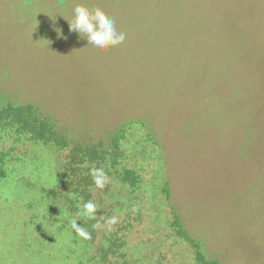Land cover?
Listing matches in <instances>:
<instances>
[{
    "label": "rangeland",
    "instance_id": "1",
    "mask_svg": "<svg viewBox=\"0 0 264 264\" xmlns=\"http://www.w3.org/2000/svg\"><path fill=\"white\" fill-rule=\"evenodd\" d=\"M122 262L264 264V0H0V264Z\"/></svg>",
    "mask_w": 264,
    "mask_h": 264
},
{
    "label": "clouds",
    "instance_id": "2",
    "mask_svg": "<svg viewBox=\"0 0 264 264\" xmlns=\"http://www.w3.org/2000/svg\"><path fill=\"white\" fill-rule=\"evenodd\" d=\"M67 20L69 31L77 33L80 38H86L87 45L94 50L103 51L109 47H117L126 39V34L117 30L115 17L109 16L99 7L90 9L84 3H76L72 8V19ZM56 31L62 35L60 29H56ZM90 174L97 189L102 190L109 183V177L103 167H93ZM97 211V204L89 200L83 203L82 208L77 213L78 218L70 220L71 228L78 236L90 239V233L82 225H78L77 221L81 218L94 220ZM116 223L117 218L113 216L108 219L107 226L110 229ZM96 226L94 225V227Z\"/></svg>",
    "mask_w": 264,
    "mask_h": 264
},
{
    "label": "trees",
    "instance_id": "3",
    "mask_svg": "<svg viewBox=\"0 0 264 264\" xmlns=\"http://www.w3.org/2000/svg\"><path fill=\"white\" fill-rule=\"evenodd\" d=\"M33 107H31V106H26V107H22V108H20V109H22V110H27V109H32ZM85 220H86V218H81L79 221H78V225H82V226H84V228L86 229V223H85ZM108 247H110L109 245H108ZM104 253V254H103ZM109 253V251H108V248L106 249V250H104V252H102V256H104V257H106L107 255H109L108 254ZM102 256H99V258L101 259V257ZM196 260L197 261H200V262H203L204 261V259L202 258V256L200 255V253L199 252H196ZM205 262V261H204ZM122 264H127V262H122ZM206 264H208L207 262H206ZM210 264H215V263H210Z\"/></svg>",
    "mask_w": 264,
    "mask_h": 264
}]
</instances>
